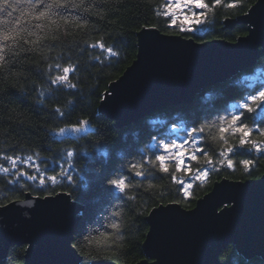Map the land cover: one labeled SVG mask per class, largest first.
Here are the masks:
<instances>
[{
	"label": "trees",
	"instance_id": "16d2710c",
	"mask_svg": "<svg viewBox=\"0 0 264 264\" xmlns=\"http://www.w3.org/2000/svg\"><path fill=\"white\" fill-rule=\"evenodd\" d=\"M169 1L0 0V207L28 193L66 192L82 206L73 245L86 263L136 264L146 257V218L153 208L177 202L192 209L223 178L255 181L264 174L263 83L243 77L264 68V55L205 88L193 103L152 112L124 128L100 111L112 83L136 59L141 31L199 43L236 41L248 30L235 21L259 0H202L201 31L176 24ZM84 125L91 131L58 135ZM174 126L190 132L182 166L162 160L161 143L171 142ZM33 160L40 171L26 165ZM200 170L204 180L196 178ZM24 173L37 180H24ZM186 181L192 184L187 196ZM26 248H11L3 264H23ZM220 260L264 264L260 257L246 260L234 245Z\"/></svg>",
	"mask_w": 264,
	"mask_h": 264
},
{
	"label": "water",
	"instance_id": "95a60500",
	"mask_svg": "<svg viewBox=\"0 0 264 264\" xmlns=\"http://www.w3.org/2000/svg\"><path fill=\"white\" fill-rule=\"evenodd\" d=\"M237 19L248 34L236 41L199 43L158 29L141 31L136 59L112 83L100 111L124 128L152 112L191 104L205 88L255 66L264 55V0ZM83 128L91 131L85 125L65 131L76 136ZM22 178L37 180L28 173ZM81 209L66 192L47 197L28 193L1 206L0 264L11 248L25 245L23 264H119L82 259L73 245ZM146 221V257L136 264H222V251L230 245L246 260H264V174L255 181L223 178L194 208L164 204L153 208Z\"/></svg>",
	"mask_w": 264,
	"mask_h": 264
},
{
	"label": "rangeland",
	"instance_id": "374dc122",
	"mask_svg": "<svg viewBox=\"0 0 264 264\" xmlns=\"http://www.w3.org/2000/svg\"><path fill=\"white\" fill-rule=\"evenodd\" d=\"M169 14L172 16L173 21L180 25L182 29L184 30H194V31H201L203 25V13H204V3L202 0H170L168 3ZM244 80L248 81V83H263L264 88V68H258L253 73L244 75ZM260 98L264 97V90L259 93ZM245 103L241 104H235L234 108L238 109L241 107H244ZM261 111H264V108L261 109ZM184 127H176L174 126L171 129V132L173 134L172 139L170 140V143H161V150H163L162 153V160H171V161H178L180 165L182 166L185 162L187 153L189 152V149L191 148L190 143V132L182 133L181 131H184ZM58 135L60 137H65L68 135V133L65 131V129H62L58 132ZM18 161H15V163ZM26 165H31L33 167H36L38 171H40V167L38 163L33 161L26 162ZM43 177L45 176V172L42 171ZM42 175V174H41ZM206 177V172L204 171H198L196 178L204 180ZM193 178V176L191 177ZM52 181H57L56 178L52 177ZM44 183L41 179V184ZM185 187H186V196L189 193V188L192 186L191 183L186 181Z\"/></svg>",
	"mask_w": 264,
	"mask_h": 264
}]
</instances>
